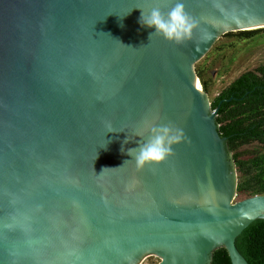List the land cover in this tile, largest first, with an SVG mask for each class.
<instances>
[{
    "label": "water",
    "instance_id": "obj_1",
    "mask_svg": "<svg viewBox=\"0 0 264 264\" xmlns=\"http://www.w3.org/2000/svg\"><path fill=\"white\" fill-rule=\"evenodd\" d=\"M177 2L192 39H150L142 11ZM263 28L264 0H0V264H248L235 241L264 195L236 200L195 65ZM169 124L174 154L137 168L128 149Z\"/></svg>",
    "mask_w": 264,
    "mask_h": 264
},
{
    "label": "trees",
    "instance_id": "obj_2",
    "mask_svg": "<svg viewBox=\"0 0 264 264\" xmlns=\"http://www.w3.org/2000/svg\"><path fill=\"white\" fill-rule=\"evenodd\" d=\"M262 31H239L222 37L250 39ZM195 73L208 94L209 85L198 63ZM210 107L217 109L218 133L227 139L232 153L237 173L236 200L264 195V65L241 74L213 98ZM250 145L257 149L248 154L240 151ZM235 246L248 264H264V220L252 222L236 239ZM210 264H230L226 250H215Z\"/></svg>",
    "mask_w": 264,
    "mask_h": 264
},
{
    "label": "clouds",
    "instance_id": "obj_3",
    "mask_svg": "<svg viewBox=\"0 0 264 264\" xmlns=\"http://www.w3.org/2000/svg\"><path fill=\"white\" fill-rule=\"evenodd\" d=\"M140 23L142 26L155 29V32L150 34V39L156 34L177 45L191 40L193 30L197 27V21L185 10L183 2L175 3L167 13L159 7H153L147 15L142 11ZM183 139L184 133L181 129L170 124L156 126L152 128L149 138L140 143L139 147L128 149V155L135 159L137 168L142 169L146 165L156 166L172 156L173 145L180 143ZM127 161H124V164Z\"/></svg>",
    "mask_w": 264,
    "mask_h": 264
},
{
    "label": "rangeland",
    "instance_id": "obj_4",
    "mask_svg": "<svg viewBox=\"0 0 264 264\" xmlns=\"http://www.w3.org/2000/svg\"><path fill=\"white\" fill-rule=\"evenodd\" d=\"M264 65V28L250 39L221 37L198 62L209 85V102L241 74ZM257 149L256 145L242 148L243 154ZM157 257H148L141 264H158Z\"/></svg>",
    "mask_w": 264,
    "mask_h": 264
}]
</instances>
